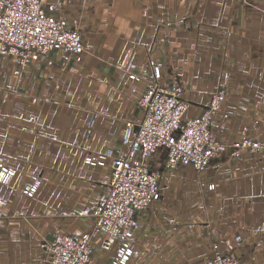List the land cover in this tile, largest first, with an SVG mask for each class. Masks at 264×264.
Segmentation results:
<instances>
[{"label":"crops","instance_id":"1","mask_svg":"<svg viewBox=\"0 0 264 264\" xmlns=\"http://www.w3.org/2000/svg\"><path fill=\"white\" fill-rule=\"evenodd\" d=\"M44 1L80 28L87 50L0 54V155L18 168L0 183L9 200L0 211V264H39L45 239L92 227L83 211L105 190L111 161L85 157L127 149V122L142 115L152 62L181 85L187 116L201 114L222 87L218 136L264 141V0ZM234 150L203 170L164 171L159 197L136 216L135 254L125 264H197L215 250L264 264V150ZM157 157L162 164L165 154ZM32 173L42 182L28 196L22 187ZM116 251L95 247L89 264H121Z\"/></svg>","mask_w":264,"mask_h":264},{"label":"built area","instance_id":"2","mask_svg":"<svg viewBox=\"0 0 264 264\" xmlns=\"http://www.w3.org/2000/svg\"><path fill=\"white\" fill-rule=\"evenodd\" d=\"M57 9L56 3L45 4L44 0H0V54L25 59L59 49L80 57L87 50L82 32L60 19ZM224 96L225 89L218 88L201 114L187 116L190 103L183 97L181 85L175 80H164L159 64L152 62L146 88L138 99L142 115L127 122V149L115 156L98 153L85 157L91 165L105 164L109 158L111 161L105 190L92 208L83 211L94 217L92 227L45 239L43 261L39 264H89L95 247H116V262L127 263L135 254L136 216L159 197L165 170L172 174L186 165L203 170L229 145L235 148V156L241 155L242 148L264 150V141L243 139L228 144L218 136L217 113ZM162 153L165 159L159 164L157 156ZM17 173L18 168L8 165L0 155V183L9 185ZM41 182L39 174H30L22 192L35 195ZM8 205L9 200L0 197V211ZM14 214L20 212L16 210ZM236 241L241 244L242 236L238 235ZM197 264L242 263L233 254L215 250Z\"/></svg>","mask_w":264,"mask_h":264},{"label":"water","instance_id":"3","mask_svg":"<svg viewBox=\"0 0 264 264\" xmlns=\"http://www.w3.org/2000/svg\"><path fill=\"white\" fill-rule=\"evenodd\" d=\"M50 239H52V237Z\"/></svg>","mask_w":264,"mask_h":264}]
</instances>
